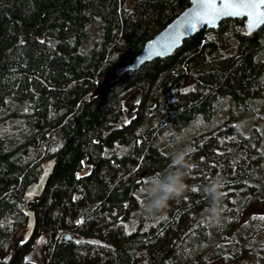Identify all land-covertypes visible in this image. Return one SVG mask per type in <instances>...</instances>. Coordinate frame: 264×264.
I'll use <instances>...</instances> for the list:
<instances>
[{
    "label": "trees",
    "instance_id": "1",
    "mask_svg": "<svg viewBox=\"0 0 264 264\" xmlns=\"http://www.w3.org/2000/svg\"><path fill=\"white\" fill-rule=\"evenodd\" d=\"M127 1L0 0V111L10 101L30 107L25 141L9 148L0 135V264H36L38 237L51 264H210L237 259L264 234L262 220L241 219L264 194V179L252 184L264 166V124L237 129L230 119L211 129L227 105L235 118L264 99V26L246 36L242 20H225L133 71L128 63L144 43L190 0H139L133 10ZM200 120L207 131L185 157L187 191L155 223L148 180L175 170L160 142L178 143ZM52 141L54 153L43 147ZM31 152L37 158L25 161ZM54 155L49 185L32 204L37 231L16 241L27 220L24 190ZM217 177L224 212L212 224L204 189Z\"/></svg>",
    "mask_w": 264,
    "mask_h": 264
},
{
    "label": "rangeland",
    "instance_id": "2",
    "mask_svg": "<svg viewBox=\"0 0 264 264\" xmlns=\"http://www.w3.org/2000/svg\"><path fill=\"white\" fill-rule=\"evenodd\" d=\"M139 0H128L125 8L128 10H133L136 3ZM139 100V92L134 93L125 103L126 114L124 118V122L128 123L134 113L135 105ZM30 112V107L26 105H16L14 102L10 101L7 107L0 111V135L5 139L9 148L17 147L21 142L25 141L29 134L23 126V115ZM235 114L232 105L229 104L225 108H223L217 117L213 121L214 126L211 129L217 128L221 126L227 120H235L234 122L237 124L236 127L239 129L243 126L256 127L258 129H262L264 124V99L255 100L251 106L249 112L232 117ZM210 130V129H208ZM207 131L203 128V122L200 120L194 125L188 126L182 135L179 138L178 143L167 146L164 145V142L161 141V145L168 152L170 161L173 162V155L178 151H183L185 153V157L189 156L191 151L196 148L198 143H201L204 140V136L202 132ZM162 133V137H163ZM206 136V135H205ZM44 148H48L51 153H54L58 144L56 141H52L49 145H44ZM37 158V155L33 152L28 154L25 158V161H32ZM171 163V162H170ZM264 179V166L262 164L256 165L253 170V179L252 184L254 186H260L262 180ZM186 184V181H184ZM235 203H239L237 200ZM235 207V206H234ZM232 206V208H234ZM238 207V205H237ZM140 210H138L139 212ZM165 212H161L156 214L155 223L157 217H163ZM139 216H143V214L138 213ZM250 216H254L258 218L257 220H262V225L264 226V194L259 195L257 199H255L244 212L241 219H248ZM136 227L139 224L138 220H134ZM148 222V219H147ZM188 223V222H187ZM187 225V224H185ZM25 226V225H24ZM23 226V227H24ZM21 228L17 234L16 241L20 240L22 243L26 240V231L24 228ZM65 233V232H64ZM38 237V236H35ZM78 240H88L86 237H81L78 235L74 236ZM40 237L37 238V245L34 249L32 260L36 262V264H42L37 256V250L42 248L40 244ZM91 240V239H90ZM259 247H263L260 249ZM242 254L235 260H230L227 257L224 259H219L217 262L210 264H264V234H261L257 239L256 243L253 245H243L241 247ZM45 257V254H44Z\"/></svg>",
    "mask_w": 264,
    "mask_h": 264
},
{
    "label": "water",
    "instance_id": "3",
    "mask_svg": "<svg viewBox=\"0 0 264 264\" xmlns=\"http://www.w3.org/2000/svg\"><path fill=\"white\" fill-rule=\"evenodd\" d=\"M215 4L217 11L212 13L207 7L209 0H190L189 6L182 10L172 21H170L158 34L148 39L140 53L128 63L129 69L135 71L156 59H166L171 57L184 42L204 30H218L220 24L225 20H242V34L246 36L253 35L264 26V17L254 27L249 28L250 16L245 14L248 10H242L239 15H225L222 13L225 2H235V0H211ZM260 11L264 12V5H261ZM197 13L203 15L208 13L207 19H200ZM195 23V29L191 24ZM58 155H54L45 160L41 165L40 173L36 180L31 182L24 190L22 209L27 215L24 229L26 239L34 237L38 221L32 204L41 199L45 193L50 179L57 165ZM69 235L67 239H70ZM45 239H43V242ZM37 255L42 264H47L48 260L44 257V249L37 250Z\"/></svg>",
    "mask_w": 264,
    "mask_h": 264
},
{
    "label": "clouds",
    "instance_id": "4",
    "mask_svg": "<svg viewBox=\"0 0 264 264\" xmlns=\"http://www.w3.org/2000/svg\"><path fill=\"white\" fill-rule=\"evenodd\" d=\"M172 159L175 166L174 171L169 170L157 174L148 180L145 195L146 210L150 215L155 216L163 212L170 200L180 198L187 191L184 181L191 165L186 161L183 151L176 152ZM223 185L224 181L217 177L204 189L212 200V208L208 215V221L212 224H218L223 216Z\"/></svg>",
    "mask_w": 264,
    "mask_h": 264
},
{
    "label": "snow or ice",
    "instance_id": "5",
    "mask_svg": "<svg viewBox=\"0 0 264 264\" xmlns=\"http://www.w3.org/2000/svg\"><path fill=\"white\" fill-rule=\"evenodd\" d=\"M261 5H264V0H235V2H225L223 5L222 13L225 15H239L242 10H248L245 14L250 16L249 28H254L264 17V12L260 11ZM207 7L212 13L217 11L214 3L209 0ZM208 13L201 15L197 13L200 19H207ZM195 23L191 24V28L195 29ZM195 191V189H193Z\"/></svg>",
    "mask_w": 264,
    "mask_h": 264
},
{
    "label": "flooded vegetation",
    "instance_id": "6",
    "mask_svg": "<svg viewBox=\"0 0 264 264\" xmlns=\"http://www.w3.org/2000/svg\"><path fill=\"white\" fill-rule=\"evenodd\" d=\"M36 257H38V255ZM47 260H48V263L47 264H51L48 258H47Z\"/></svg>",
    "mask_w": 264,
    "mask_h": 264
}]
</instances>
